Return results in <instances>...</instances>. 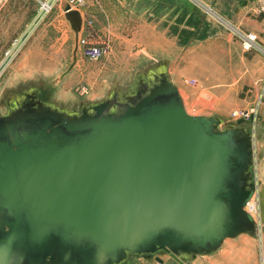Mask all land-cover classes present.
<instances>
[{"label":"water","instance_id":"95a60500","mask_svg":"<svg viewBox=\"0 0 264 264\" xmlns=\"http://www.w3.org/2000/svg\"><path fill=\"white\" fill-rule=\"evenodd\" d=\"M66 16L78 33L80 13ZM1 99L0 264H124L157 254L191 264L227 238L257 235L246 209L257 192L251 129L190 114L167 60L77 108L57 104L40 83ZM258 195L264 223V186Z\"/></svg>","mask_w":264,"mask_h":264},{"label":"rangeland","instance_id":"374dc122","mask_svg":"<svg viewBox=\"0 0 264 264\" xmlns=\"http://www.w3.org/2000/svg\"><path fill=\"white\" fill-rule=\"evenodd\" d=\"M173 4L175 7L170 12L172 18L169 23L160 21V30L178 36L180 44L187 42L191 35L199 36L206 32V20L202 22L203 29L198 27L200 10L188 0H173ZM63 5L65 3L51 12L48 33L45 30L41 32L43 22L38 19L27 32L21 34L25 23L30 21V10H19L13 14L8 11L6 1L0 3V100L8 89L40 83L57 104L77 108L80 102L101 100L111 92H123L135 75L152 62L154 51L151 50L150 0H84L82 6L73 9L78 12L88 10L89 13L84 14V17L80 15L82 25L78 33L67 18ZM20 36L21 39L15 41ZM54 37L58 40L55 41ZM79 38L104 41L107 52L98 60L88 58L78 49ZM14 42L13 50L21 43L20 50L8 53V48ZM142 48L146 50H140ZM54 49H60V54L45 55L54 52ZM74 58L76 62L68 70ZM82 87L88 89L87 94H79ZM5 109V106L0 105V114ZM189 113L196 114L192 111ZM252 115L250 118L232 116L234 120L225 123L241 124L238 123L239 119H243L244 123ZM255 158L252 170L257 192L251 200L256 205L254 218L259 225L258 232L256 236L241 234L227 238L219 253L225 255L227 252L228 259H224L222 264H264V223L258 195V190L264 186V145L261 142L255 147ZM165 256L157 254L150 258L164 259ZM167 256L170 264H178L170 255ZM213 259L214 256L212 259L202 258L199 262L214 264Z\"/></svg>","mask_w":264,"mask_h":264},{"label":"crops","instance_id":"0c3cea01","mask_svg":"<svg viewBox=\"0 0 264 264\" xmlns=\"http://www.w3.org/2000/svg\"><path fill=\"white\" fill-rule=\"evenodd\" d=\"M52 1L6 2L8 11L13 14L19 10H30V21L25 23L26 27L21 32L24 34L38 20L41 5ZM188 2L201 11L198 27L203 29L204 20L208 24H205V33L199 36L191 35L187 42L180 44L178 36L159 29L160 21L166 20L169 23V19L172 18L170 12L175 7L173 0H150L151 50L154 51L151 61L167 60L169 77L177 85L188 112L215 115L230 121L234 120L233 111H248L254 108L255 112L249 121L243 123V119H239L238 123L251 129L255 147L260 142L264 145V12L259 11L264 0H188ZM62 4L64 2H55L52 10L40 19L43 22L41 32L45 30V33H48L47 26L51 23L48 21L49 16ZM63 6L64 12L67 13L68 10H65V5ZM79 13L82 17L84 14L89 15L88 10L87 12L81 10ZM249 32L256 34L257 45L245 48L241 34ZM21 36L15 41L21 39ZM54 40L57 41L58 38L54 37ZM14 45L15 42L8 51L12 50ZM59 54L60 49H54V52L45 55ZM192 80L195 83H191ZM222 247L211 255L198 257L191 264H200V259H212L213 256L214 264H222L227 258L225 250V255L219 254L223 250ZM162 255H166L163 261L155 257L132 256L124 264H170L169 256Z\"/></svg>","mask_w":264,"mask_h":264},{"label":"built area","instance_id":"2783aa9c","mask_svg":"<svg viewBox=\"0 0 264 264\" xmlns=\"http://www.w3.org/2000/svg\"><path fill=\"white\" fill-rule=\"evenodd\" d=\"M5 1H7V0H0V3H3ZM55 2L67 3L68 4L67 6L70 8V10L72 9L71 7L78 8L79 6H82L84 4V0H53L52 2H44L41 5V14L38 18L39 20L41 18H43L45 14L49 13L52 10L53 4ZM259 11L264 12V4H262L260 6ZM241 35L243 36V46L245 48H250L254 45H257V43H256L257 36L255 33L249 32L247 34H241ZM21 45H22L21 43L16 45L14 50L12 49V50L8 51V53H10L11 51L12 52H18L21 48ZM80 49H81V52L83 53V55H85L88 58L94 59V60H98V59L102 58L105 55V53L107 52V46H106V43H104V41L100 42V41H96V40H91L89 38H87V39L86 38H79V50ZM191 83H195V81L192 80ZM87 92H88V89L85 87H82L79 89V94H81V95H85V94H87ZM254 112H255L254 108L252 110H248V111L236 110V111L232 112V116L240 117V118L241 117L250 118L252 113H254ZM249 202H248V204H249Z\"/></svg>","mask_w":264,"mask_h":264},{"label":"bare ground","instance_id":"6f19581e","mask_svg":"<svg viewBox=\"0 0 264 264\" xmlns=\"http://www.w3.org/2000/svg\"><path fill=\"white\" fill-rule=\"evenodd\" d=\"M67 5H68V4L65 3V10H69V9H70ZM71 8H72L71 10L74 9V7H71ZM78 49H79V42H78ZM251 201H252V200H251ZM252 206H253V208H252ZM246 209L249 210L250 212H252V215L254 216V210H256V205H255V203L249 202V204L246 206Z\"/></svg>","mask_w":264,"mask_h":264},{"label":"flooded vegetation","instance_id":"af4514ba","mask_svg":"<svg viewBox=\"0 0 264 264\" xmlns=\"http://www.w3.org/2000/svg\"><path fill=\"white\" fill-rule=\"evenodd\" d=\"M78 107V106H77ZM252 202V201H251ZM258 208V207H257ZM249 211V210H248ZM250 212V211H249ZM252 214V212H250Z\"/></svg>","mask_w":264,"mask_h":264}]
</instances>
